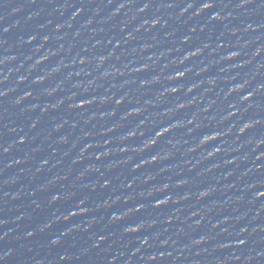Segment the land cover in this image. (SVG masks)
Segmentation results:
<instances>
[{"label":"water","instance_id":"1","mask_svg":"<svg viewBox=\"0 0 264 264\" xmlns=\"http://www.w3.org/2000/svg\"><path fill=\"white\" fill-rule=\"evenodd\" d=\"M204 2L0 0V255L8 264H264V0H211L200 13ZM179 71L183 80L168 79ZM174 86L181 91L161 96ZM246 94L253 107L245 112ZM231 104L241 111L220 122ZM193 117L191 134L177 128L153 149L132 150ZM244 122L255 127L241 136ZM213 133L227 134L199 147ZM157 153V164L132 170ZM161 199L168 204L154 207ZM81 202L86 215L41 231ZM69 224L79 230L61 236Z\"/></svg>","mask_w":264,"mask_h":264},{"label":"clouds","instance_id":"2","mask_svg":"<svg viewBox=\"0 0 264 264\" xmlns=\"http://www.w3.org/2000/svg\"><path fill=\"white\" fill-rule=\"evenodd\" d=\"M213 3L211 2V0H205V2L202 4V6L200 7V13H203L211 8H213ZM121 7H124V5H121ZM189 7H191V5H189ZM145 9H141V11H144ZM80 13L77 12L76 15L78 16ZM75 18V17H74ZM213 19H216V20H219L220 19V16L219 15H215L212 17ZM159 21H157L156 23H158ZM153 26H155V24H153ZM59 30V29H58ZM257 29H253V31H255ZM32 40L29 39L28 43H31ZM45 43H47V37H45ZM205 47H208V45H205ZM201 51L200 49L196 50L195 52H192L191 55H185L180 61L179 63L180 64H184L185 61L187 60H190L192 59V57L194 56H199L201 54ZM54 54V53H53ZM237 55H239V53L237 52H233L231 53L230 55H228L226 58L228 60H231L230 58L231 57H236ZM149 59H152L151 57ZM42 61H37V63H41ZM82 64L85 63L84 60H81L80 61ZM101 64L104 63V60L101 59L100 61ZM165 67H167V65H165ZM58 70V69H57ZM206 71V69H204ZM120 75H123V73H119ZM187 75V72L185 71H179L177 72L175 75H171L168 77V79L170 81H179V80H183ZM21 83H23V80L20 81ZM38 83H42V80H38L37 81ZM153 82H158V78L156 81H153ZM208 83L210 85H214L215 84V81L214 80H209ZM248 84V81H245L237 86H233L230 88V90L228 91V93L226 94V97H229V96H232L233 94H238V93H241L243 91H240L241 88L245 89V87L247 86ZM142 87L144 86V84L141 85ZM195 85L193 86H190L188 89H187V93L186 94H191L193 91V89H195ZM181 89L179 87H171L169 89H167L166 91L162 92L161 93V96H167L169 94H172V95H175L176 93L180 92ZM2 95H7L6 92L4 93H0V96ZM28 95H31V93H28ZM27 98V96L25 97ZM253 99V94H246V95H243L241 97V103L243 104H246L247 105V108L243 109V111H248V109L252 108L253 107V104L250 102L251 100ZM124 102L123 98L120 99V100H117L116 103L119 105V104H122ZM17 103H20L19 100H17ZM149 104H152L151 101L148 102ZM194 103V101H191L189 103H179L176 108L173 110V111H183V110H186L187 108H189L192 104ZM84 103H80V104H77L76 107L78 108H83L84 106ZM154 106V105H153ZM211 104H209V106L207 108L204 109L205 112H207L210 108H211ZM142 111V109H136L134 111H130L127 115L128 116H135V115H139L140 112ZM241 109L239 108V106L237 104H231L230 105V111L228 112L227 116L224 117L223 120H221L220 122L224 121V120H231L233 117H235L237 115L238 112H240ZM135 114V115H134ZM163 115L165 116H169L170 113L169 112H165L163 113ZM195 120L196 118L193 117L192 119H189L187 121V123H172L171 125L167 126V127H164L162 130L160 131H157L155 133V136L154 138L152 139H149L146 143H144L141 147H138V148H134L132 149L134 152H145L149 149H153L157 144L158 142L161 140V138L167 136L168 134L174 132L177 128H188L189 129V134H191V128L192 126L195 125ZM256 123H259V121H256ZM142 126V125H141ZM255 127V124L253 122H244L239 130H238V134L239 135H244L245 133H248L251 129H253ZM232 131V129H229V132ZM227 133H213V134H209V135H204L200 140H199V147H204L205 145H208L210 144L211 142L213 141H210V138L211 137H215V136H220L221 135H226ZM137 135V131H132V132H129L125 137L124 139L125 140H128V139H132V138H135ZM139 135L143 136L144 133L143 132H139ZM216 141V140H215ZM25 141L23 139H21L19 141V143L23 144ZM257 147H259V144L256 145ZM88 147H91V145H89ZM172 147L176 148L177 145H172ZM223 148V145H220V148H218L216 151H210L207 153L208 157H214L216 156L217 153L220 152V150ZM197 149L196 148H192L191 151H196ZM84 151H87V148L84 149ZM121 152H127L128 151V148L127 147H124V148H121L120 149ZM110 155L109 152H105L103 154V156H97V159H103V157H106ZM171 156V153H168L164 156L165 159L169 158ZM161 160V155L159 153L157 154H154L152 155L148 160L146 161H142L140 164L136 165L132 170L135 172L137 168H142V167H145L148 163H151V164H157L159 161ZM127 163V161H125ZM152 177L149 176L145 179L144 183H149V180H151ZM132 185L129 184L128 185V188H131ZM167 188H168V185H164L163 187L157 189V191L159 192H166L167 191ZM163 190V191H161ZM209 193L205 192L203 195L204 196H207ZM149 196L153 195L152 192H149L148 193ZM261 196H264V193H261L260 194ZM187 197H185L186 199ZM203 198V197H201ZM60 199L59 196L57 195H54L52 196L51 198V202L53 204L57 203V201ZM169 200L168 199H161L159 202H157L154 207L156 208H160L161 205H166L168 204ZM82 204L83 202H81L80 205H78L79 207V211L78 210H75V209H72V210H69L68 212L66 213H62V214H59L57 216H55V218L50 221L49 223H47L46 225H44L43 228H41V231H46L48 229H50L52 227L53 224H56V223H60L61 221L63 222H71V221H74L76 219V217L78 216H84L86 215V210L82 207ZM108 207H111V205H108ZM142 210V206H139L135 209L136 212H139ZM112 221H120V220H123L124 219V216L122 215H116V214H113L112 217H111ZM93 223H95V221H93ZM141 228H142V225H137L135 227H129L126 229V232L128 233H136V232H139L141 231ZM73 230H79V227L75 224H69L68 228L63 230L61 232V236L63 237H68L71 235L72 231ZM88 229L87 228H84V231H87ZM34 233L33 232H29L28 233V237H31L33 236ZM4 237H0V240H2ZM144 243H147V241L145 240ZM61 244V240L59 238H55L53 239L52 241V245L53 246H57V245H60ZM61 260H64L66 259V257H61L60 258ZM8 260H9V257L7 255H0V264H8Z\"/></svg>","mask_w":264,"mask_h":264}]
</instances>
